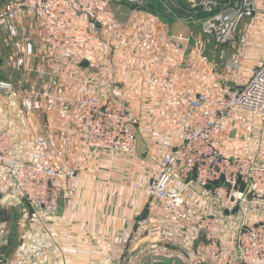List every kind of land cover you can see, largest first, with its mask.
<instances>
[{
	"label": "crops",
	"instance_id": "obj_1",
	"mask_svg": "<svg viewBox=\"0 0 264 264\" xmlns=\"http://www.w3.org/2000/svg\"><path fill=\"white\" fill-rule=\"evenodd\" d=\"M49 1L48 22L33 17L15 20L19 31L26 29L18 38L9 34L8 8L0 1V83L14 85L8 95L0 90V130L10 135L19 155L30 156L36 139L45 138L46 161L74 169L76 178L56 218L40 233L25 201L11 210L2 206L15 191L10 177L0 170V255L11 264H214L204 241L195 245L191 261L186 241L176 235L175 243H161L146 255L133 251L129 239L139 218L150 217L156 228L169 222L165 207L135 185L156 176L163 152L180 143V121L196 94L235 91L264 62V0H255L257 13L239 25L228 45L203 33L206 14L197 1L146 0L147 6L141 7L89 0L93 19L76 0ZM180 6V13L173 11ZM242 37L247 44L240 42ZM24 38L34 45L32 55L26 56ZM23 56L26 61L20 68L17 60ZM83 95L123 98L140 121L136 130L149 148L147 158L137 153L131 160L84 146L76 136L79 122L73 109V101ZM26 97L33 102L32 110L25 106ZM238 126L241 130H225L221 138L229 157L264 149L263 120L242 116ZM197 191L187 193L192 203L205 211L216 207ZM231 214L232 222L244 217L248 223L261 215L253 207H247L244 216ZM233 227L223 224L221 230L222 246L228 250H233ZM168 229L175 233L173 223Z\"/></svg>",
	"mask_w": 264,
	"mask_h": 264
},
{
	"label": "built area",
	"instance_id": "obj_2",
	"mask_svg": "<svg viewBox=\"0 0 264 264\" xmlns=\"http://www.w3.org/2000/svg\"><path fill=\"white\" fill-rule=\"evenodd\" d=\"M0 1L8 8V31L12 38H18L20 32L26 34L25 28L17 29L16 19L33 17L45 23L51 18L49 0ZM125 1L145 3V0ZM192 1L213 15L204 22L203 33L214 37L219 45L231 43L239 25L258 11L255 0ZM76 3L94 18L88 10L89 0H76ZM24 39L26 56L32 55L34 45ZM240 42L247 44L248 40L242 37ZM26 56L17 60L18 67L25 65ZM220 59H224L223 52ZM0 90L8 95L14 91V85L0 83ZM24 103L32 110L30 98L26 97ZM73 109L79 122L76 136L84 146L109 155L136 158V128L140 121L131 115L123 98L101 100L83 95L73 101ZM189 109L180 121L181 141L163 152L159 173L145 185H135L136 190L144 192L156 205L165 207L169 222L156 228L150 217L139 218L129 239L132 250L143 256L158 249L161 243H175L178 236L186 241L184 249L191 261L195 245L204 241L214 264H264V149L259 148L254 155L229 157L221 147L225 130H241L238 119L242 116L264 121V62L254 69L243 86L223 95L200 92L189 101ZM47 147L45 138L38 137L30 156L19 155L10 135L0 130V170L10 177L15 191L2 206L11 210L18 201H25L40 225V233L56 218L61 201L68 197L71 182L76 178L74 169H60L46 161ZM193 188L216 207L205 211L192 203L187 193ZM247 207L259 211L260 219L248 223L243 217L232 222L231 213L236 211L244 216ZM169 223L175 226V233L169 232ZM223 224L234 226L229 231L233 250L222 246ZM0 264L11 263L6 255H0Z\"/></svg>",
	"mask_w": 264,
	"mask_h": 264
},
{
	"label": "water",
	"instance_id": "obj_3",
	"mask_svg": "<svg viewBox=\"0 0 264 264\" xmlns=\"http://www.w3.org/2000/svg\"><path fill=\"white\" fill-rule=\"evenodd\" d=\"M94 24H96V26H99L96 22ZM85 65H86V63L83 64V66H85ZM136 140H137L138 156L142 159L147 158L148 153H149V148H148L146 142L144 141V139L142 138L141 134H139V133L137 134Z\"/></svg>",
	"mask_w": 264,
	"mask_h": 264
},
{
	"label": "rangeland",
	"instance_id": "obj_4",
	"mask_svg": "<svg viewBox=\"0 0 264 264\" xmlns=\"http://www.w3.org/2000/svg\"><path fill=\"white\" fill-rule=\"evenodd\" d=\"M167 1H171V0H167ZM119 2H125V3H128V4H130V5H137V6H147L146 5V0H145V3L143 4V5H141L140 3H137V4H134V3H129V2H127V1H119ZM4 3V2H3ZM202 9V8H201ZM204 14H206V18H205V20H208V19H210L213 15L212 14H210L209 12H207V11H205V10H201ZM14 218H12L13 219V223H16L17 222V220L15 219V216H13ZM10 230H12L13 232H15V230L16 229H14L13 228V226H12V228L10 229ZM15 243H16V237H15V235H14V238L12 239V241L10 242V246H14L15 245Z\"/></svg>",
	"mask_w": 264,
	"mask_h": 264
},
{
	"label": "trees",
	"instance_id": "obj_5",
	"mask_svg": "<svg viewBox=\"0 0 264 264\" xmlns=\"http://www.w3.org/2000/svg\"><path fill=\"white\" fill-rule=\"evenodd\" d=\"M183 9H184V8L180 6V8H179V9H175V8H173V11H176V12H179V13H180V12H181V10H183Z\"/></svg>",
	"mask_w": 264,
	"mask_h": 264
}]
</instances>
